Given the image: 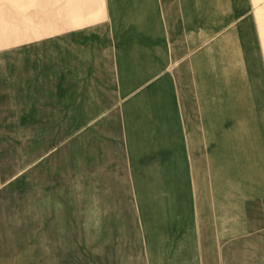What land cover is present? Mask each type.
<instances>
[{
  "label": "rangeland",
  "instance_id": "1",
  "mask_svg": "<svg viewBox=\"0 0 264 264\" xmlns=\"http://www.w3.org/2000/svg\"><path fill=\"white\" fill-rule=\"evenodd\" d=\"M50 2L55 8L61 0H48V9ZM45 7V0H0V264H179L172 244L187 246L191 235L203 244L208 236L191 230V193L181 200L147 185L144 192L128 191L123 176L112 174L131 167L121 161L124 144L116 140L123 139L113 140L102 110L121 98L94 97L102 111L68 112L65 128L63 113L13 96L12 31L42 25ZM176 15L170 18L195 35L196 104L211 106L213 178L219 180L221 167L228 172L226 201L205 205L218 255H202L200 245L190 264H264V0H182ZM74 114L98 120L75 128ZM220 115L227 127L225 161ZM131 163L142 171L154 166L144 159ZM179 163L189 166L187 159ZM153 176L141 179L148 184ZM240 178L248 184L241 191Z\"/></svg>",
  "mask_w": 264,
  "mask_h": 264
},
{
  "label": "crops",
  "instance_id": "2",
  "mask_svg": "<svg viewBox=\"0 0 264 264\" xmlns=\"http://www.w3.org/2000/svg\"><path fill=\"white\" fill-rule=\"evenodd\" d=\"M181 1L61 0L55 8L50 2L48 9L45 0L42 25L13 29L10 58L13 96L27 95L29 104L63 113L62 127H68V112L88 111V106L93 113L107 112L108 131L125 145L121 161L131 166L112 172L131 185L126 190L144 192L147 185V191L175 192L181 200H189L191 193L197 209L191 230H205L208 242L200 244L203 238L191 235V244L178 249L172 244L170 249L175 263L190 264L201 254L200 245L205 249L202 255H218L214 218L207 215L204 221L205 205L211 208L219 201L221 207L226 201L228 172L221 167L219 180L213 178L211 106L200 110L196 104L195 35L170 18L179 16ZM100 95L118 96L122 103L114 101L100 110L94 107V97ZM96 115L82 119L74 114L70 126L95 125ZM218 122L224 159L227 127L221 115ZM138 159L154 166L144 171L132 168L131 162ZM184 159L189 161L186 168L179 163ZM144 173L156 181L145 184ZM235 182L239 191L248 185L242 178ZM252 190L260 191L254 186ZM212 241L215 244L207 251Z\"/></svg>",
  "mask_w": 264,
  "mask_h": 264
}]
</instances>
